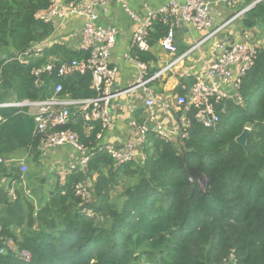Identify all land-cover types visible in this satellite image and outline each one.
<instances>
[{
	"label": "trees",
	"instance_id": "obj_1",
	"mask_svg": "<svg viewBox=\"0 0 264 264\" xmlns=\"http://www.w3.org/2000/svg\"><path fill=\"white\" fill-rule=\"evenodd\" d=\"M257 1L245 0L244 5ZM49 4L0 0V104L50 98L58 83L62 96H94L90 72L45 76L37 86L30 68L16 59L52 36L53 25L38 19ZM244 26L257 28L264 39V0L246 12ZM167 31L166 25L156 23L150 44ZM50 55L63 61L87 56L55 45L42 62ZM139 57L145 63L150 60L147 53L139 52ZM239 93L242 104L231 98L217 107L220 122L215 128L197 122L191 109L189 138L183 145L150 134L145 162L117 170L109 155L97 148L100 122L90 138L80 124L71 126L95 152L89 170L67 174L64 185L59 172L55 174L53 190L37 206L18 185L17 200L12 201L8 190L13 182L20 183V168L0 164V250L7 240L16 246V251L6 248L0 254V264H264V47L242 78ZM0 117V156L26 157L28 164L41 166L42 140L34 133V118L11 107L0 108ZM247 127L251 132L245 150L236 138ZM200 178L207 181L205 189ZM86 180L94 186L90 208L95 218L82 213L74 193V186ZM23 251L31 255L30 262L22 259Z\"/></svg>",
	"mask_w": 264,
	"mask_h": 264
},
{
	"label": "built area",
	"instance_id": "obj_2",
	"mask_svg": "<svg viewBox=\"0 0 264 264\" xmlns=\"http://www.w3.org/2000/svg\"><path fill=\"white\" fill-rule=\"evenodd\" d=\"M228 8L234 9L239 0H218ZM210 0H171L159 9H147L145 13L135 12L130 8V0H50L49 7L38 14V19L45 24H51L54 32L48 39L32 44L26 51L18 54L17 61L30 68V74L35 79L37 86L42 85L45 76L56 75L58 78H67L74 74L91 73V90L94 96L87 99H73L62 96L63 86L58 83L53 95L44 100H23L0 104V108H20L33 117L35 121V135L41 137V151L45 155L50 150L57 148H71L77 156L66 169L58 168L61 184L67 174L74 171L87 173L89 164L95 152L88 148L80 139V134L71 126L80 124L83 135L90 138L96 130V123H101V131L96 134V143L99 151L106 152L113 161L117 170L127 163H144L147 154L145 147L148 144L150 134L157 138L170 141V134L157 118V112L167 115L171 111H178L180 131L178 139L181 145L189 138L191 121L188 112L196 111L195 119L205 128H215L220 122L217 107L227 99L233 98L242 104L239 93L242 78L255 64L260 46L250 42H236L230 39L220 41L217 46V56L211 62L206 71L196 76L195 82L186 95L176 97V101L159 99L148 88V85L161 74L174 67L179 59L171 62L160 72L148 73V65L139 57V52L147 53L150 49V34L156 23L167 26V34L161 39V45L171 54H176L177 47L173 44L174 33L182 26H192L196 30L212 29L214 21L210 12ZM111 5H118L136 25L131 39L129 51L124 58L135 62L138 67L137 83L128 90L115 91V79L118 68L112 64L111 54L116 46L119 30L111 25H102L100 20L110 12ZM245 11L236 16H241ZM71 16L83 18L84 24L81 30L82 42L79 50L87 54L82 60L63 61L60 57L50 55L46 62L47 50L55 45L65 44L56 36L62 22ZM201 44V43H200ZM199 44L194 48L196 49ZM41 62V64H37ZM142 90L145 93L143 99L144 109L148 115L146 122L141 125H133V136L122 145L104 142L106 131L114 126V118L110 109L114 101L122 94L137 93ZM1 121V117H0ZM153 123V126L148 124ZM171 142V141H170ZM15 163L20 168L21 180L17 184L13 182L8 190L12 201L17 200L16 185L24 183V178L29 170L27 159L9 160L0 156V164ZM203 189L207 185L204 178L199 180ZM26 193L30 195V192ZM75 196L81 201L82 213L91 218L96 213L90 206L94 200V186L90 180L82 181L74 186ZM3 203L0 194V212ZM2 226L0 225V241L2 238ZM6 248L16 251V246L11 240H7ZM0 250V254L7 249ZM25 262H30L31 255L28 252H20Z\"/></svg>",
	"mask_w": 264,
	"mask_h": 264
},
{
	"label": "crops",
	"instance_id": "obj_3",
	"mask_svg": "<svg viewBox=\"0 0 264 264\" xmlns=\"http://www.w3.org/2000/svg\"><path fill=\"white\" fill-rule=\"evenodd\" d=\"M169 1L171 0H130V8L143 14L147 9H159ZM210 1L212 2L210 12L214 21L212 29L199 31L189 25L177 29L173 37V44L177 47L176 54H171L163 48L161 45L162 38L152 45L150 44L151 49L147 52V57L150 60L146 62L150 75L160 72L171 62L179 59L174 67L161 74L148 85V88L159 99L174 103L176 97L186 95L194 84L196 76L202 75L206 71L207 66L215 60L217 56L216 46L220 41L230 39L241 43L250 42L264 47V39L260 31L257 28L250 29L244 26L246 12L250 7L244 5L245 0H239L238 5L234 9L228 8L218 0ZM243 11L245 13L236 18ZM100 23L114 26L119 30L117 43L111 54L112 64L118 68L114 89L115 91L128 90L137 83L139 76L136 63L124 58V54L130 49L136 25L118 5H111L109 14L103 16ZM83 24V18L71 16L60 24L56 36L71 49L79 50L82 42L81 30ZM198 44L199 46L194 49ZM144 97L145 93L140 90L137 93L122 94L114 101L110 109L114 118V126L106 131L104 142L122 145L133 136L135 132L134 123L141 125L147 121L148 115L143 107ZM156 114L158 120L163 123L169 132L170 141L174 144L178 143V133L180 131L178 118L182 113L171 111L167 115L159 112ZM148 124L153 126L152 122L148 121ZM51 151L53 150L48 151L45 155L43 154L41 158V164L48 162L49 169L45 170L43 168L45 170L43 177L47 181L48 179L45 176L47 173L53 179L56 178L55 174L59 172L58 168L66 169L70 161L77 156L74 150L67 147L60 149L59 154ZM40 172L41 168L38 169L37 174L31 175L29 179L36 182L38 178L42 177L38 176V173L41 174ZM26 178L27 182L28 179ZM54 180L56 182V179ZM46 182L40 183V185ZM26 191L30 192L32 196L31 191ZM35 202L37 206V200Z\"/></svg>",
	"mask_w": 264,
	"mask_h": 264
},
{
	"label": "rangeland",
	"instance_id": "obj_4",
	"mask_svg": "<svg viewBox=\"0 0 264 264\" xmlns=\"http://www.w3.org/2000/svg\"><path fill=\"white\" fill-rule=\"evenodd\" d=\"M60 149H62V148H57V149H55V150H53L51 152H55V154H59L60 153ZM28 167H29L28 173H30V171H31V173L29 175L27 173L26 176H25V178L27 177L26 179H28V181L26 182V180L24 178L25 181H24V183H22L23 185L20 184L21 186L20 185H18V186H20L21 188H23L24 191H26V190L31 191L32 198L34 199V201L37 200V202H38V200L40 201L41 199L46 198L50 194L51 190H53L54 185L56 183L55 180H54L56 178L53 179L52 176L49 175L48 173H47V175H45L47 177L48 181L46 180L45 177H43V172L46 169H49L48 162H45V163L43 162V164L41 166L40 165L39 166H36V165H33V164H31V165L28 164ZM35 167H37V169H35ZM40 168H41V172H40L41 174L38 173V176H42V177L38 178L36 180V182H34V180H32V179H29V177L31 175L34 176L35 174H37L36 172ZM43 168H45V170ZM32 169H33V171H32ZM44 182H46V183L43 184V185H40V183H44ZM20 187H19V189H20ZM119 190H121V189L119 188ZM115 196H116L115 193H113L111 197L113 199H115Z\"/></svg>",
	"mask_w": 264,
	"mask_h": 264
},
{
	"label": "water",
	"instance_id": "obj_5",
	"mask_svg": "<svg viewBox=\"0 0 264 264\" xmlns=\"http://www.w3.org/2000/svg\"><path fill=\"white\" fill-rule=\"evenodd\" d=\"M261 1H263V0H258L257 2L253 3L252 6H250L248 8V10H250L251 8H253L256 4H258ZM250 132H251V129L247 127V128L244 129V131L242 132V134L236 138V143L238 145H240L241 147H243L245 150L248 149L247 143H248V138H249Z\"/></svg>",
	"mask_w": 264,
	"mask_h": 264
}]
</instances>
